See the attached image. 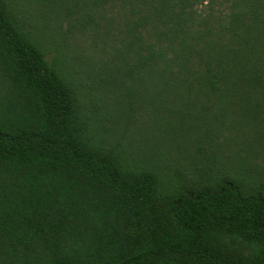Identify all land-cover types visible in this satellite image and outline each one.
<instances>
[{
  "label": "trees",
  "instance_id": "obj_1",
  "mask_svg": "<svg viewBox=\"0 0 264 264\" xmlns=\"http://www.w3.org/2000/svg\"><path fill=\"white\" fill-rule=\"evenodd\" d=\"M33 3L103 27L112 77L49 58ZM97 78L201 140H126ZM0 264H264V0H0Z\"/></svg>",
  "mask_w": 264,
  "mask_h": 264
},
{
  "label": "rangeland",
  "instance_id": "obj_2",
  "mask_svg": "<svg viewBox=\"0 0 264 264\" xmlns=\"http://www.w3.org/2000/svg\"><path fill=\"white\" fill-rule=\"evenodd\" d=\"M26 7L27 10L29 9L28 11L31 14V20L35 21V29L38 34L37 36L47 48L46 50L49 58L52 59L58 52L54 43L61 42L64 44V47H66V49L63 51V65L71 67L73 69V72L77 76L76 78L83 77L86 82L91 83L95 79V77L94 75L88 76V73L90 71H93V69L95 71L103 70V74L106 75L107 80L112 77L111 75H107L106 73L111 71L110 45L112 44V38L109 39V36L103 27H101L100 29H93L89 27L82 35H74L75 31H68V24L66 21H63V29H66V33H61L56 28V19L53 17L51 12L42 11V8H39L34 3ZM79 34L81 33L79 32ZM96 80V85L102 86V93H100L102 97L100 96L101 98L97 100V103L100 104V107L98 109L101 113V116L108 127H117L116 129L121 131H123V129H125L126 127L128 129L127 132H131L128 135H125L126 140H129L131 138V141H133L135 145H137V130H143L144 133L149 137V140L153 139V132L155 131L156 136H158L156 142L162 139L163 141L170 140V143L172 144V153L177 150V145L179 144L186 145L192 141H196L197 144V142L201 140L199 138V133H196L193 130H191L185 136L181 137H179V135H182L181 131H174L179 135L173 133L170 136L169 133L164 135L160 134V132L156 128L154 129L153 127L155 125H158L155 121V117H157L158 114H163L166 118L173 120V122H175L177 118L168 117L164 109H157L154 113H152V104H149L148 107L145 106L143 108L144 112L141 114V117H139L137 109L135 115L136 118L132 119L131 121H128V118L126 116L128 115L127 111L129 105L125 96H121V90L117 89L118 87L116 86V92L110 93L107 91L106 83L108 87L113 91L114 88L108 84L112 81H106L105 83V81L100 82L98 78ZM118 99L120 100V102H118ZM123 102L125 105V108L123 109L124 114L119 115L118 110L122 109H120V107H117V105L122 104ZM133 103L138 108V103L136 101ZM180 114L181 113H179L176 117H179ZM139 120H145V123L147 125L141 124ZM202 123L204 124L203 121ZM149 124H151L152 127ZM167 126L169 128V125H162L163 128H167ZM204 126L205 124L202 127ZM225 136L226 132L219 134L217 137L214 136L215 139L213 140V143L217 144L219 142H223ZM207 145H209V143H207ZM191 148L193 149L194 146L192 145ZM229 152H233V150L230 149ZM178 155H180L184 161L188 160L187 155L183 156V153L180 152ZM258 161H263V157H259Z\"/></svg>",
  "mask_w": 264,
  "mask_h": 264
}]
</instances>
